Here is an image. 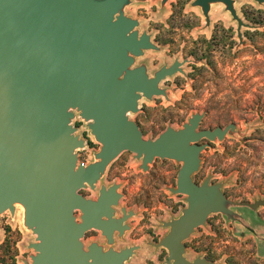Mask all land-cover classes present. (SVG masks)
Listing matches in <instances>:
<instances>
[{
  "label": "water",
  "instance_id": "water-1",
  "mask_svg": "<svg viewBox=\"0 0 264 264\" xmlns=\"http://www.w3.org/2000/svg\"><path fill=\"white\" fill-rule=\"evenodd\" d=\"M165 1V0H163ZM222 1L238 24L232 0H195L209 21V3ZM263 2L264 0H257ZM128 0H0V213L19 201L24 222L36 234L35 254L25 264H123L134 250L115 251L81 238L91 228L108 239L122 233L132 211L114 217L120 197L117 184L102 187L96 200L78 191L99 179L121 151L134 152L141 168L155 157L182 161L176 187L187 195L182 214L164 223L170 231L160 240L168 249L167 264H214L202 257L187 260L183 242L205 224L213 210H225L221 184H202L191 175L199 167L201 140L222 139L228 127L199 128L195 113L181 129L166 128L145 139L128 112L137 110L141 94L163 93L158 83L180 70L175 60L153 76L143 67L130 68L134 56L154 48L149 36L133 30L137 21L121 8ZM90 121L101 144L98 161L77 165L75 148L83 141L70 124L73 112ZM264 201H255V207ZM75 210L80 211L77 221Z\"/></svg>",
  "mask_w": 264,
  "mask_h": 264
},
{
  "label": "rangeland",
  "instance_id": "rangeland-1",
  "mask_svg": "<svg viewBox=\"0 0 264 264\" xmlns=\"http://www.w3.org/2000/svg\"><path fill=\"white\" fill-rule=\"evenodd\" d=\"M194 1L128 0L121 8L137 21L133 30L139 36L147 34L155 46L134 56L130 68L143 67L153 76L162 66L175 60L181 63L180 70L159 81L163 93L149 98L141 94L137 110L127 116L145 139L156 138L168 127L181 129L195 113L203 114L199 128L228 127L222 139L200 141L206 146L191 175L198 184L207 178L209 184H221L225 210L211 211L205 224L194 228L183 241V256L214 264H264V203L252 206L264 201V107L259 105L264 103V32L255 34L264 25L246 18L256 9L264 10V1L232 0L243 21L240 35L225 3H209L207 22ZM70 110L74 135L83 141L74 150L77 165L86 166L99 160L101 144L88 127L90 121ZM141 164L134 152L123 150L107 164L93 188L79 189L85 198L96 200L102 187L117 184L120 197L113 205L114 217H121L123 208L132 211L127 228L111 242L101 231L82 237L81 242L85 249L96 243L103 251L134 247L123 264H167L168 249L159 244L170 231L164 223L178 218L187 206L186 194L171 191L182 161L155 157L146 170ZM35 238L24 222V209L14 204L13 211L0 213V264L31 263Z\"/></svg>",
  "mask_w": 264,
  "mask_h": 264
},
{
  "label": "trees",
  "instance_id": "trees-1",
  "mask_svg": "<svg viewBox=\"0 0 264 264\" xmlns=\"http://www.w3.org/2000/svg\"><path fill=\"white\" fill-rule=\"evenodd\" d=\"M246 18L252 22V23H255V24H258V25H264V10H261V9H256L254 12H252L251 16H249L248 14H246ZM264 30L262 32L260 31H255V34H261L263 33ZM205 41V39L203 40ZM202 47V49H201ZM201 47H197V50L200 51V50H203V46ZM196 52V51H195ZM202 54V53H201ZM197 70H202V68H197ZM204 71V70H203ZM203 74H200L199 77H202ZM259 105L263 106L264 107V103H262L261 101L259 102Z\"/></svg>",
  "mask_w": 264,
  "mask_h": 264
},
{
  "label": "flooded vegetation",
  "instance_id": "flooded-vegetation-1",
  "mask_svg": "<svg viewBox=\"0 0 264 264\" xmlns=\"http://www.w3.org/2000/svg\"><path fill=\"white\" fill-rule=\"evenodd\" d=\"M86 188V187H85ZM80 211H78V210H75V215L76 216H79L81 213H79ZM122 215H123V213H122ZM121 215V216H122ZM119 218V217H118ZM128 219V218H127ZM127 219L123 222V224H126V221H127ZM77 220H79V218L77 217ZM118 232V230H115L114 232H113V237H114V235L116 234ZM100 234V230L99 229H97V228H94V227H91V228H89V229H87L85 232H84V234H83V238H88V237H93V236H96V235H99Z\"/></svg>",
  "mask_w": 264,
  "mask_h": 264
},
{
  "label": "bare ground",
  "instance_id": "bare-ground-1",
  "mask_svg": "<svg viewBox=\"0 0 264 264\" xmlns=\"http://www.w3.org/2000/svg\"><path fill=\"white\" fill-rule=\"evenodd\" d=\"M15 204H16L19 208L24 209V206H23V204H22L21 202L16 201Z\"/></svg>",
  "mask_w": 264,
  "mask_h": 264
},
{
  "label": "crops",
  "instance_id": "crops-1",
  "mask_svg": "<svg viewBox=\"0 0 264 264\" xmlns=\"http://www.w3.org/2000/svg\"><path fill=\"white\" fill-rule=\"evenodd\" d=\"M260 250L263 251L262 249L259 248V251H260Z\"/></svg>",
  "mask_w": 264,
  "mask_h": 264
}]
</instances>
